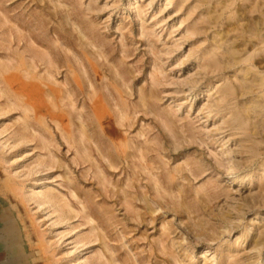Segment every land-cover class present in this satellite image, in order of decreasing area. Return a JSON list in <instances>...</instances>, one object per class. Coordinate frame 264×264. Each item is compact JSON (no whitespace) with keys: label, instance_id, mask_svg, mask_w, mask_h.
<instances>
[{"label":"rangeland","instance_id":"rangeland-1","mask_svg":"<svg viewBox=\"0 0 264 264\" xmlns=\"http://www.w3.org/2000/svg\"><path fill=\"white\" fill-rule=\"evenodd\" d=\"M0 264H264V0H0Z\"/></svg>","mask_w":264,"mask_h":264},{"label":"bare ground","instance_id":"bare-ground-1","mask_svg":"<svg viewBox=\"0 0 264 264\" xmlns=\"http://www.w3.org/2000/svg\"><path fill=\"white\" fill-rule=\"evenodd\" d=\"M234 168H229V173H235V170H233Z\"/></svg>","mask_w":264,"mask_h":264}]
</instances>
